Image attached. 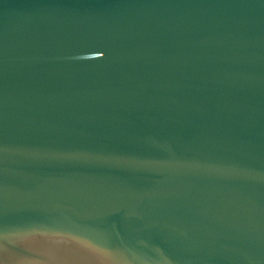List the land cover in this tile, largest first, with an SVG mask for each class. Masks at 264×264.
<instances>
[{
	"label": "water",
	"instance_id": "1",
	"mask_svg": "<svg viewBox=\"0 0 264 264\" xmlns=\"http://www.w3.org/2000/svg\"><path fill=\"white\" fill-rule=\"evenodd\" d=\"M0 264H264V0H0Z\"/></svg>",
	"mask_w": 264,
	"mask_h": 264
}]
</instances>
